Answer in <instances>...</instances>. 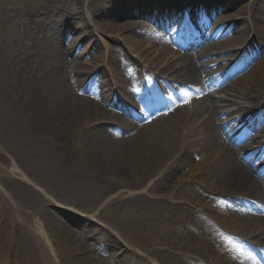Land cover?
Segmentation results:
<instances>
[{
	"label": "rangeland",
	"instance_id": "rangeland-1",
	"mask_svg": "<svg viewBox=\"0 0 264 264\" xmlns=\"http://www.w3.org/2000/svg\"><path fill=\"white\" fill-rule=\"evenodd\" d=\"M83 1L0 0V264H56L53 253L47 244L50 240L49 237L57 243H60V239L64 237L66 238L64 242H67V245L76 244L80 249L78 255L83 252V244H87L88 247L94 250L99 249L93 255L80 258L89 264H95L96 262L101 264H151L150 262L154 263L152 260L154 258L159 260L161 264H177L176 254H173L175 251L172 248L175 244H177V249L181 248L178 246L180 243L179 237L175 236L173 238L172 233L166 230L177 227L176 233L182 231L183 233L179 236H183V240L187 236L189 239L193 238L198 242L206 243L213 240L212 237L215 235V230L223 227L214 217V203L213 200H210L211 193L215 191V188L210 183L214 186L219 181L216 179L219 175L215 172L216 169L214 170L213 163L211 167L214 172H211L210 163L212 159L214 160L215 154L220 153L210 154L206 152L205 156L207 158L205 160L201 159L198 161L199 157H197L198 164H196L198 167H194L192 171L189 170L182 175H179V173L174 174L176 178L173 180H176V185L178 186L175 192L183 199L187 198L189 203L193 201L200 205L189 206L187 204L186 206L179 203L180 198H170L169 191L172 189L168 182L169 180L164 182L167 185L166 192L170 195L168 198L165 196L158 198L150 193L155 181H144V179L126 181V178L133 179L134 175L139 171L150 169V166H146L141 158L136 159L133 169H125L122 173H118L120 175H115L117 174L115 170L114 174L113 172L108 173L107 169L104 168L96 169L95 172H92L88 167L84 169L90 173H86L84 170L80 173L78 168H74L68 163L69 166H63L62 168V155L60 150H58L59 146L55 149L48 148L49 151L45 148L52 141L51 138L54 139V142L58 141V139H55L57 136L45 134V141H38L36 139L37 132L33 130L29 114L26 113L24 102L22 103L21 101L25 97V102L29 104L28 100L31 98V96L28 97L30 93L29 82L35 84L31 70H37L36 67L41 63V58L48 51L41 57L32 55L31 44L40 40V38L43 39L40 42L43 46H47L48 49L49 45L50 47H56L60 51V56L63 57L64 54L69 53L70 43L74 40V37L86 32V38L95 44V50L91 55H87L84 60H93L97 64L100 59L96 56L100 58L103 56L107 64L105 65L106 69L109 68L114 77H116V70L119 72L121 79L114 78L115 80L120 79L123 84L135 82L136 76L134 72H139L138 70L140 68L143 69V66H139L140 63L138 64L136 60L131 61L127 54L124 53L123 49L131 50V48L129 40L125 37L126 33L120 32V29L130 27L127 22L137 21L136 15L125 16L127 14L126 10H124L125 8L121 7V10L117 11L115 7L112 8V5L108 6V9H110L108 11V9H105L107 4L103 5L104 0H95L96 4L100 5L99 7L103 5L104 8L100 9L103 10L101 14L105 19L98 20V24H94L93 20H88V30L86 31L80 24L84 15H86L82 11ZM86 1L89 6L93 0ZM240 2H246V0H236L233 5L229 4V0H215L214 3L222 4L219 9H216V15L226 16L236 13L235 15L237 16L242 13L241 7L244 5L239 6ZM120 5L122 6V4ZM65 6L69 8L64 9ZM72 9L80 13V15L76 16L77 23L66 21L67 17L72 14ZM110 13L114 14V16ZM28 17H31L30 20H35L36 22L30 23L31 21L27 20ZM93 19L97 22L94 13ZM108 22L111 24L109 25ZM18 25L21 29L20 36ZM59 30L64 32V35L66 34L64 40L58 35L57 31ZM108 36L116 41L113 45L116 52L113 55L111 51L105 50L104 41L109 39ZM135 37L137 40H141L139 36ZM229 38L222 37L219 41L230 40ZM143 39L145 42L160 44L166 52L175 51L176 48L174 41L167 37H165L166 41L163 43L156 41L153 34L145 36ZM176 50L177 52L181 51L177 48ZM185 52L181 51L179 53V56L181 54L183 56L182 61L178 62L180 66H184L187 63L190 64L191 53L186 54ZM259 55L260 53L246 68H252L254 63L258 61ZM53 57H56V55ZM206 57V55L203 56L202 61H205ZM53 60L55 67L59 68V65L63 67V62L58 57ZM222 60L223 58L216 61L220 62ZM74 64L75 67L70 69L72 75H80L77 73V68L81 69L85 65L82 66L83 63L80 64L76 61ZM130 64L134 67H130ZM217 64L219 65V63ZM121 65H124L122 69L120 68ZM105 67L100 66L101 70L96 72V77L99 83L102 84H104L105 78L108 85L112 77L109 75L110 79L106 77L107 71ZM44 70L46 72L45 68ZM44 70L41 69L39 73L43 74ZM235 78L236 76L234 75ZM107 87L104 86V89ZM230 89L228 93L223 96L217 95V97L239 102L238 86L230 87ZM102 90L100 88V91ZM76 92L77 96H82L78 95L81 92L77 90ZM241 103L243 104V101H240L239 105ZM17 104H20V107ZM233 107L235 106L230 108L232 109ZM108 109L111 113L106 114L105 117L116 119V121L112 120L115 123L126 121L123 118L124 116L119 114L120 112L117 111V108H112L108 105ZM11 127L15 129V132L8 133L7 130ZM84 127L79 132L80 136H82L80 138L88 134ZM49 128L41 126L38 127V130L45 132ZM101 128H104L103 125L97 126L96 131L94 130L96 138L93 140L94 143L91 142V144L104 146L107 142L110 135L107 134L108 138H102L101 135L105 130H101ZM97 129L99 130L97 131ZM218 130L223 134V129L218 127ZM107 131L112 135L110 128H107ZM127 133L121 130L119 137L112 136L116 141L122 142L127 137ZM225 138L220 135V142H226ZM249 139L251 138L248 137L246 141ZM206 143L215 144L216 139H213L212 142V139L209 138ZM81 144L83 145V143ZM198 147H201L200 142L197 143ZM16 152L19 153L22 159L16 155ZM200 152L204 154V151ZM82 154L84 155V151ZM83 155L79 154V157ZM12 160L19 162L25 172L34 179L35 185H33V182H30L31 184L28 183L21 176L18 177V174L10 172ZM106 160L107 158H104L102 163L106 164ZM146 160L144 159V161ZM166 161L169 162L168 159ZM164 163L162 164L164 165ZM189 165L190 162L186 166L189 167ZM160 168L154 169L151 166L153 173H160ZM198 169L201 176L197 175ZM147 173H150V171ZM95 176L99 178H94ZM157 177H160V175L157 174ZM81 179L86 180L83 181ZM177 205L186 210L185 214L182 215V222L179 219L175 220L180 216L176 213ZM202 205L205 206L204 210L201 209L204 212L198 210ZM70 212H74L76 216L69 217L72 214ZM75 212L78 213V216ZM94 212H97L95 216L99 218V221L95 220L96 223L88 220L86 215H80H92ZM208 212L210 213L208 214ZM208 216L214 219L210 223L206 222L204 218H208ZM84 219L89 222L82 221ZM69 223L74 227L69 226ZM207 224H210L211 228ZM183 225L189 226L191 230L185 231L180 228ZM159 226L166 230L158 231ZM43 231L46 235H42ZM115 232L122 236L126 235L125 240L120 238ZM188 232L190 234H186ZM47 233L49 236H47ZM188 245L191 246L192 244L189 243ZM123 246L124 248H129L123 254L124 263H121L122 261L119 260L121 256H117V254ZM139 252H145L146 255L144 257L138 256ZM64 258L67 260L70 258L67 248ZM74 263L78 264L76 261Z\"/></svg>",
	"mask_w": 264,
	"mask_h": 264
},
{
	"label": "bare ground",
	"instance_id": "bare-ground-1",
	"mask_svg": "<svg viewBox=\"0 0 264 264\" xmlns=\"http://www.w3.org/2000/svg\"><path fill=\"white\" fill-rule=\"evenodd\" d=\"M152 1L154 2L155 0ZM95 3L96 1L94 0L93 6L95 7L89 8V14L84 15L83 20L80 22L81 27L86 31L88 30L87 22L90 20L88 17L91 16V14L94 13V17L97 19V22L93 19L94 24H98V20L100 19H105L101 14L103 10L100 9L99 6L96 7ZM139 3H145V1L113 0L107 5H112V8L115 7L117 11L121 10V7L125 8L124 10H126L127 13L125 16H127L128 14H133L132 8ZM120 4H122V6ZM153 5H158V3L155 2L154 4H150V6ZM241 5L243 6L241 7L242 13L240 15L238 14L236 16V13H233L221 18L220 21H235L236 23L234 24L233 32H229V34H227L231 36L229 38L230 40L218 42L216 43V46L219 47L218 49L220 50H237L244 48L250 42L251 38L247 34H249V29L252 25V31L255 34L254 41H257L258 44V48L254 50L257 54L259 53V50L260 55L262 54V56L259 55V59L254 63L253 67L250 68L248 72L244 73L233 84V86H238L240 94V97L238 98L240 100L245 98L258 101L264 98L263 2H261V0H246V2H240L239 6ZM68 8L69 7L65 6L64 9ZM182 9H184V6H182ZM109 10L110 9H108V11ZM86 11H88V8H86ZM155 11L156 10L152 13ZM256 11L259 13L252 14ZM244 13L252 14V22L247 21V23H245V21L241 19L242 14ZM110 14L114 16V14ZM78 15H80V13L73 10L72 14L65 19L69 23H77L76 16ZM235 17L238 19H235ZM30 19L31 17L27 18L29 22L31 21L30 23L36 22L35 20L32 21ZM179 19L187 18L179 17ZM108 23L109 25L111 24L110 22ZM127 24H129L130 27L122 28L120 29V32L126 33L125 37L129 40L131 54H134L138 60L143 61L144 66L159 70L158 68L167 65L165 67V71L168 73L167 75H171L173 73L179 77V79L175 78L174 81L178 82V80H181L180 78H182L183 82H187L189 84L196 82L197 87L190 89L183 88L180 95H172L170 99L163 104V106L155 105L152 107H145V112L148 116L144 117V119H137L138 122L136 125H134V123L125 124V131L128 133L127 137L122 142L118 140L116 141L113 136H110L105 143L106 145H94L91 144V142H94L90 139L89 134H85L83 138H80L82 136H80L79 132L83 126H85L84 130H86V132H91L94 128L93 126L102 124H92L93 122L102 120L106 114L111 113L107 109V106H104V104L108 102L107 94L103 90L100 92L96 83L93 87H89L85 82L87 80L86 76L88 73L93 72L88 71L93 70L96 67H100L99 64L104 57L102 56V58H100L99 56H96L100 59L97 64L93 61L85 63L83 69L77 70L81 73L79 76L72 75L69 68L73 66V63L66 62L69 67L67 70L55 67L53 59L58 57L62 60L60 51L56 47H50V45L49 49L47 46H43L40 43L42 42L40 39L32 44V55L41 57L44 53L46 54L47 50L48 51L47 54L41 58V63L36 67L37 70H31V75L33 80H35L33 81L35 84L29 82L30 93L28 97L31 96L28 100L29 104L25 102V97L21 99L22 103L24 102L26 113L29 114V119L31 120L30 124L33 127V130L38 133L36 139L44 142L45 134L57 136L55 139H58V141L54 142V139L51 138L52 141H50L48 143L49 145L45 148L49 151L48 148L55 149L59 146L58 150H60L62 155L61 167L63 168V166H69L68 164H70V166L78 168L80 173L83 170L86 173H90L84 169L85 167H88L92 172H95L96 169L104 168L107 169L108 173L113 172L114 174L115 170V172H117L115 175H120L118 173H122L125 169H133L134 162L136 159L140 158L143 159L146 166H150V169L147 168L145 170H141L134 175L133 179L126 178V181H138L140 179H144V181H154L157 174L161 175V177L156 180L160 183H164L167 180L176 181L173 180L174 177L172 178V176L176 172L180 173L179 175L183 174L185 166L194 159V155H192L189 150L191 149V151H195L197 143L199 142L204 149L206 148L207 152L210 151L211 154L219 152V156L214 158V160L212 159L210 163V167L213 163L212 165L214 170L216 169L215 172L218 173L220 177L216 178L219 181H217L215 185L220 189V191L217 192L222 195L233 197L246 195L260 203L261 208L259 209L258 216H252V212L248 210L230 211L229 213L224 214L216 212L219 216L220 223L223 224V227L227 232V239L226 241H224V239L215 242L207 241V243L197 242L202 244L199 246L205 254H202L203 252L201 251H197L198 249H194L193 253L195 254L197 252L196 255L198 257V260H195L194 262H196V264L205 263L204 259L206 260L209 258L213 264H248L253 256L249 255L246 258V250L244 246L241 245L234 248L231 246V241L233 239H244L249 236V233L255 232L258 228H260V231L255 232L259 235L257 237L258 243L256 244L264 246V192L261 189V183L255 177L256 174L264 175V160L262 156L264 154V149L261 151V146L251 149L255 143L257 144V139L254 138L253 141H246L248 131L246 133H239V128L236 126L238 125V121L228 122L229 120H232L231 118L234 114L242 110L239 103L225 102L220 106V100L210 95H208V98L206 99L199 97L196 100L195 97L197 93L204 94V90L202 88L198 89V85L201 84V79L208 75L217 74L218 71V69L215 70L213 68L216 56L209 54L212 48L211 46L205 45L201 47V49L191 53L190 64L187 66L186 70L177 69L176 65L178 62L174 61V58L178 57V61L182 58L181 56H178L177 52H166L160 44L143 41L146 32V29L144 28L145 24H141V22H127ZM185 24H187L186 20L179 21L176 29L179 31L184 28ZM246 32L247 34L244 35ZM135 36H139L141 40H137ZM206 36L208 35H204V37ZM246 36H249L248 40ZM108 37L109 39L105 40L104 44L106 48H110V43L114 42L115 44L116 42L112 37ZM155 40L162 43L164 42V39L159 36H155ZM80 41L81 36L79 37L76 35L72 41V45L76 46V44ZM251 44H253V42L250 43L249 47ZM86 51L87 50H84V52ZM207 54H209L207 59L203 64H201V57ZM54 55H56V57H53ZM233 60L234 59L230 60L229 64H231ZM249 60H251L250 56L247 57V59H244L242 64H237L234 67L235 71L242 69L244 64L248 63ZM223 62H225V60H223ZM44 68L46 69V72ZM41 69L44 70V75L39 73ZM209 69L212 70L208 71ZM116 78L121 79L117 70ZM120 79L117 80L119 83H122V80ZM42 80L44 81L42 82ZM103 83L106 87L110 84L108 82L107 85L105 78ZM229 87L230 84L227 85L223 91H230L231 89ZM75 89L78 92H85V95L80 97L77 96ZM231 105L235 106L232 110L230 108ZM17 106L20 107V104H17ZM205 115H207V117L200 122L199 120ZM198 116L200 117L198 118ZM216 120H219V127L224 129V135L229 136L232 139L233 145L237 146L236 148L226 144L225 141L220 142L219 137L221 134L215 128L217 123ZM225 120L228 123H225ZM255 124H251L248 128L254 126ZM243 125H241L240 128L243 127ZM41 126H47L50 128L45 132H41L38 130V127ZM234 129L236 130L233 134H237L236 137H234L231 133ZM7 132H15V129L11 127L7 130ZM262 132L264 133V127ZM191 137L196 138L194 140H190ZM209 138L212 139V142L213 139H216V143H206V140ZM81 143H83V145ZM111 146L114 147L111 148ZM83 151L85 156L82 154ZM79 154L83 155L84 158L82 159L83 156L79 157ZM104 158H107L106 164L102 163ZM144 159L147 160L144 161ZM167 159L169 162L166 161ZM101 163L102 166L100 167ZM162 163H164V165ZM151 166L154 169L161 167L159 169L161 172L159 173L156 171L157 173H153ZM14 170V168L10 169L11 173L17 174ZM212 170L213 169L211 167V172L213 173L214 171ZM148 171H150V173H147ZM204 173H206V171H204ZM94 178L99 177L95 176ZM86 179L81 180L84 181ZM160 183L158 184V189L160 188ZM210 185H212V187L215 186L211 183ZM96 213L97 212H94L92 215H85L88 220L99 221V218L95 216ZM115 234L118 233L115 232ZM252 235L253 233L250 234V236ZM118 236L124 240L126 238V235L122 236L118 234ZM176 237H179L178 239L181 243H185L183 236ZM60 240V243H57L55 240L47 243L51 246L50 249L53 253V257L55 256L57 260L56 264H73L75 261L78 262V264H89L80 259L81 257L78 255L80 249L76 244L70 246L67 245V242H64L66 241V238L64 237ZM66 248L70 253V261L64 258ZM215 257H217V259H215ZM212 258L217 260V262L213 261ZM95 264H98V262Z\"/></svg>",
	"mask_w": 264,
	"mask_h": 264
}]
</instances>
